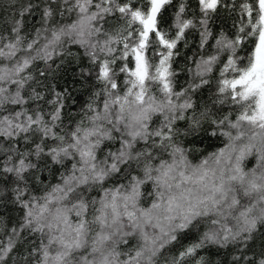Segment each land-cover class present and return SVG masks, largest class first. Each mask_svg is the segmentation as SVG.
<instances>
[{
    "label": "snow or ice",
    "instance_id": "1",
    "mask_svg": "<svg viewBox=\"0 0 264 264\" xmlns=\"http://www.w3.org/2000/svg\"><path fill=\"white\" fill-rule=\"evenodd\" d=\"M223 11L231 26L216 31ZM8 24L0 205L19 215L0 227V264L26 237L16 264H264V0H24ZM189 30L198 51L177 90ZM80 60L78 75L100 87L66 113L75 100L60 74ZM219 65L212 103L227 102L234 119L195 111L192 95ZM181 134L228 142L194 163ZM211 251L226 260L201 254Z\"/></svg>",
    "mask_w": 264,
    "mask_h": 264
},
{
    "label": "trees",
    "instance_id": "2",
    "mask_svg": "<svg viewBox=\"0 0 264 264\" xmlns=\"http://www.w3.org/2000/svg\"><path fill=\"white\" fill-rule=\"evenodd\" d=\"M23 3L24 0H16L15 3H13V0H0V28L10 26L8 24V21L13 16L14 12L19 7H21ZM175 3L176 0H174V4ZM188 3L192 8H195V0H188ZM174 11V6L166 7L162 14V27L167 28L168 25L171 24L172 13ZM25 19L29 24L37 23L38 26V20H34L33 16H27L25 17ZM231 23L232 21L229 18V13L223 11L221 13L220 19L216 20L215 24H213L212 27L216 31H218L221 27L227 30L230 28ZM198 42V33L193 30H189L186 34L185 40L181 41L177 46L179 55L174 57L173 62V69L177 72V76L175 77L177 90L186 87L190 80V74L185 69L192 66V63L188 58L194 57V55L198 51ZM73 51H76V49L73 48ZM220 66L222 65L214 68L213 72L208 74V76L206 77L207 79H209L210 83L203 86L200 90L192 95V99L195 102V111L198 115L200 111H203L205 107H207L208 109H211L213 113V119L222 117L223 115H227L229 112H232L231 118L234 119L236 113L232 111V108L227 102L223 105L219 103L213 105L212 103L213 100L217 98L215 86L216 78L219 76L218 67ZM87 67L88 63L86 60L72 62L70 64H67L60 74L62 77L59 81L60 86L70 87L72 90V96L75 100V103L69 101L68 107L66 108V113H79L80 109L91 99L93 91L97 90L100 87V85L96 81L92 79H85L84 77L78 75L81 68ZM85 75H87V73H85ZM190 114L191 112H189V115ZM65 119L67 122V115ZM73 119H79V115H74ZM186 125L187 121L177 122V126L181 129V132H183V129L186 127ZM177 140L182 141L185 147L193 150L189 155V159H191L194 163L199 162L200 159L208 156L210 153L223 148L228 142L227 138L221 135L209 136L207 134H199L197 136L188 137H185L181 134L177 137ZM253 164L254 160L252 158H249V160L247 161V167H252ZM6 194L7 193H5V195ZM95 194L96 193H93V195ZM18 215V210L13 208L10 204H7V202H5L3 205H0V227H4V225H7V227L10 228L16 222ZM0 239H6V232L0 233ZM32 239V237H26L18 244L16 251L13 253V257H15L16 260H9L8 264H16V262L24 254L25 249L29 247L30 241ZM257 245H259V241H257ZM172 254H174V252L169 253V255ZM201 254L211 255L212 259L214 260H226L223 251L219 255H216L214 251L208 253L202 252Z\"/></svg>",
    "mask_w": 264,
    "mask_h": 264
}]
</instances>
